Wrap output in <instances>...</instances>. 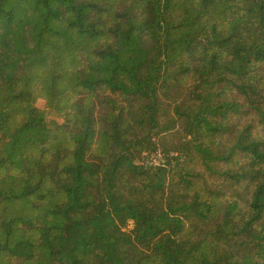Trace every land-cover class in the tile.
Here are the masks:
<instances>
[{
	"label": "trees",
	"instance_id": "trees-1",
	"mask_svg": "<svg viewBox=\"0 0 264 264\" xmlns=\"http://www.w3.org/2000/svg\"><path fill=\"white\" fill-rule=\"evenodd\" d=\"M0 264H264V0H0Z\"/></svg>",
	"mask_w": 264,
	"mask_h": 264
},
{
	"label": "rangeland",
	"instance_id": "rangeland-1",
	"mask_svg": "<svg viewBox=\"0 0 264 264\" xmlns=\"http://www.w3.org/2000/svg\"><path fill=\"white\" fill-rule=\"evenodd\" d=\"M37 106L40 108V109H45V102L44 100H38L37 101ZM168 103H165L164 105H167ZM46 120L49 121V122H52V121H55V122H58V123H62L63 122V119L60 115H58L56 112L54 111H49L46 113ZM164 121V119H163ZM171 155H175L174 153H170ZM143 159L144 161L148 162L149 163H152L154 165H161L164 163V156L162 155L161 151H160V148L159 150H157L156 152L154 153H151V154H143ZM219 168L221 170H223L225 167L223 166H219ZM169 169V166H167V170ZM213 179L210 180V182H212ZM214 183V187H218L219 189H222L226 192V196L227 197H230L232 195H234L233 191L229 190V186L222 180V179H215L213 181ZM129 227H131V224H129Z\"/></svg>",
	"mask_w": 264,
	"mask_h": 264
}]
</instances>
